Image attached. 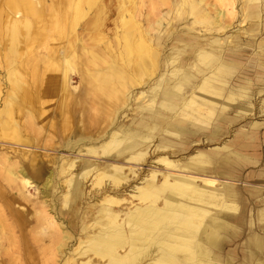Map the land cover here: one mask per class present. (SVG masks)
<instances>
[{"label": "bare ground", "instance_id": "obj_1", "mask_svg": "<svg viewBox=\"0 0 264 264\" xmlns=\"http://www.w3.org/2000/svg\"><path fill=\"white\" fill-rule=\"evenodd\" d=\"M131 2L109 31L102 0H0V264H264L212 145L264 82V0Z\"/></svg>", "mask_w": 264, "mask_h": 264}, {"label": "rangeland", "instance_id": "obj_2", "mask_svg": "<svg viewBox=\"0 0 264 264\" xmlns=\"http://www.w3.org/2000/svg\"><path fill=\"white\" fill-rule=\"evenodd\" d=\"M102 2L107 5V10H109V17L106 19L105 23L108 25L107 30L110 31L111 28L115 27L116 14L118 13V8L116 7L128 8L131 6L132 2L131 0H102ZM240 6L241 2L237 1L234 8V11H238L237 17L228 18L227 20L235 25L230 28V32L228 31L227 34L231 32L234 34L238 32L243 33L242 29H245L249 23H238L241 18ZM143 8H145V5ZM256 21L258 28L254 42L246 46L242 54L243 58L241 59L243 64H249L246 72L248 76L253 77L256 74H262L261 69L256 65L264 63V46L260 44L264 40V12L260 14L259 19ZM175 24H177V22ZM237 24L241 25L242 29H239V27L236 26ZM241 37H246V35L242 34ZM71 85L78 86V78H72ZM251 88L250 94H252V100L251 102L241 103V106L245 107L244 109L238 106L241 100L232 101L231 107H229L230 115H235L236 111L238 112L240 110H243L245 114L235 119L233 122L226 124L224 129L225 132L220 138L221 142L217 141L212 145L220 143L228 146V148L223 149L222 152L228 154V156L232 158L229 165L231 164L236 170L233 176L236 178L234 187L238 190L239 194L235 201L236 208L229 210V213L231 215H241L242 222H244V220L246 222V218L249 219V217H251L256 223L255 225H257L259 223L256 217H254L255 210L261 205H264V103L262 102V100H264V82H257ZM217 102L224 103L225 99L219 97ZM52 104L53 101L48 107L51 108ZM191 147L195 149V146L191 145ZM233 150L243 156L244 159H242L241 156H236L234 154L230 155L228 153ZM235 162H238L240 165H236ZM146 168L145 166V169ZM236 168L241 169V171H238ZM27 194L31 197V200L35 199V191L33 188H30ZM28 203L29 202H24V204ZM255 225L254 227L257 230L258 227ZM234 232H238V229L234 230ZM246 232L247 228L242 227L240 234H245ZM240 237L241 236L233 239L239 243Z\"/></svg>", "mask_w": 264, "mask_h": 264}]
</instances>
